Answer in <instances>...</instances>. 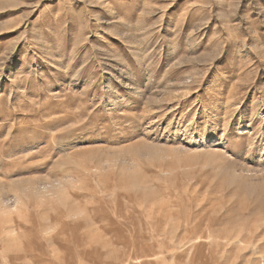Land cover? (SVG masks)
<instances>
[{"label": "rangeland", "instance_id": "rangeland-1", "mask_svg": "<svg viewBox=\"0 0 264 264\" xmlns=\"http://www.w3.org/2000/svg\"><path fill=\"white\" fill-rule=\"evenodd\" d=\"M200 241L264 264V0H0V264Z\"/></svg>", "mask_w": 264, "mask_h": 264}, {"label": "bare ground", "instance_id": "bare-ground-1", "mask_svg": "<svg viewBox=\"0 0 264 264\" xmlns=\"http://www.w3.org/2000/svg\"><path fill=\"white\" fill-rule=\"evenodd\" d=\"M161 188V187H160ZM162 191L163 192H167L168 190H166L165 187H162ZM174 194V193H173ZM260 197V196H259ZM133 199V198H132ZM173 200V199H172ZM176 200V199H175ZM139 202V200H137ZM166 201V200H165ZM168 203V202H166ZM151 204V203H150ZM133 205V204H132ZM171 205V204H169ZM175 205V204H174ZM232 205V204H231ZM230 204H227L224 208H226V210H230L233 205L231 206ZM168 207V205H167ZM147 208V207H146ZM152 208V207H151ZM249 208V207H248ZM247 208V209H248ZM178 209V208H177ZM148 210V209H147ZM167 210V209H166ZM141 211V210H139ZM149 211V210H148ZM151 211V210H150ZM245 211V210H244ZM150 213V212H149ZM173 216V215H172ZM178 216V215H177ZM151 217V216H150ZM157 218V216H156ZM155 218V219H156ZM159 218V217H158ZM163 218V217H162ZM167 218V217H166ZM176 218V217H175ZM141 219V218H140ZM154 219V220H155ZM142 220V219H141ZM217 222V219H215L214 217H210V218H206L203 215L200 216L197 220H193L190 216H188L185 220V225H187L186 228V239L187 240H192L194 238H199L201 240H203L206 237V234L202 231V227L205 226V229L207 230V228L211 227V225L213 223ZM68 224V223H67ZM155 224V223H154ZM69 226V225H68ZM156 227V226H155ZM210 229V228H209ZM208 229V230H209ZM209 232V231H208ZM117 237V236H116ZM123 237V236H122ZM119 238V237H118ZM120 239V238H119ZM77 240V239H76ZM115 240V239H114ZM78 242V246H83L85 239L84 236L80 237V239L77 241ZM76 244V243H75ZM83 249L81 250V253L84 254V247H82ZM207 248V244L203 241H200L198 243H196V245L194 246V254L192 255L193 257H191L189 264H198L196 261L197 259L201 256V262L200 264H211L210 261H207V257L205 254V249ZM64 252V251H63ZM74 253V252H73ZM76 259V257H75ZM80 259V258H79ZM67 261V260H66ZM41 263V262H40ZM48 263V262H47ZM46 264V263H45Z\"/></svg>", "mask_w": 264, "mask_h": 264}]
</instances>
